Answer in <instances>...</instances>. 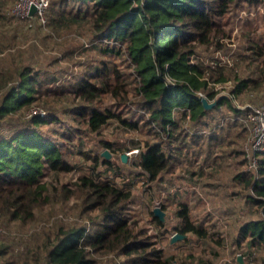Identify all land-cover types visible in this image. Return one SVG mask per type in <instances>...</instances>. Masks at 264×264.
<instances>
[{
    "label": "trees",
    "instance_id": "obj_1",
    "mask_svg": "<svg viewBox=\"0 0 264 264\" xmlns=\"http://www.w3.org/2000/svg\"><path fill=\"white\" fill-rule=\"evenodd\" d=\"M236 1L50 0L45 25L35 22V26H27L17 18V22L34 30L35 43L23 45L19 24L12 22L8 11V15L5 13L6 0H0V221L29 223L35 211L52 200L49 182L44 178L47 171L56 181L59 172L69 173L83 167L72 180V186L62 183L61 198L82 197L80 203L89 223V226H60L51 239L47 233L46 240L38 247L13 243L15 256L12 258H1L11 250L9 245L0 247V264H96L91 251L124 254L125 264L167 262L160 261V250L151 246L148 236L143 237L140 229L129 227L124 211L132 195V181L118 184L110 179L124 177L120 163L101 152H82L75 139L83 129L98 132L114 120L137 127L136 122L101 105L106 94L120 104L129 100L123 82L112 84L108 63L96 59L82 65L83 70L71 75L67 83L56 86L54 82L59 74L66 72V67L58 64L59 59L63 56L71 59L77 39L73 32L78 30L75 25L85 28L83 34L88 45L97 46L102 40L113 42V45L105 44L104 53L116 52L115 43L123 44L136 76L133 86L136 102L148 112L145 125H149L148 130L155 136L152 142L147 140L143 145L133 140L132 144L139 147L135 164L139 174L153 181L162 173L174 170L178 154L188 155L190 146L205 139L216 145L214 141H223L232 133L231 128L243 130L247 138L241 120L247 109L240 103L245 99L242 94L245 92L254 93L255 101H264V61H255L262 56L261 51L252 50L251 58L238 59L229 69L219 63L204 66L190 57L199 45L213 42L217 18ZM67 35L72 36L70 41L64 39ZM45 49L48 52L44 53ZM39 56L45 58L39 59ZM227 80L234 81L230 94L239 103L232 104L226 95L216 106L205 110L199 92L211 101L220 93L209 83ZM121 90L124 95H120ZM33 106L46 110L45 115L27 116ZM219 111L221 116L214 119L213 113ZM63 117L71 125L63 123ZM101 143L108 150H114L111 141ZM73 149H78L76 153L81 160L68 159ZM229 153L240 154L239 162L245 165L243 146L232 148ZM259 159L257 172L235 171V185L239 188L235 194L241 195L247 186L252 192L244 193L249 202L246 216L241 222L236 215L235 221L241 222L238 236H248L249 243L260 244L264 254V148ZM101 165L102 171L98 170ZM227 196L222 195V203L226 201L230 208L234 207ZM150 213L160 227L163 220L153 210ZM176 216L180 221L176 232L205 234V228L191 219L187 202L177 205ZM2 228L4 232L0 236L10 226Z\"/></svg>",
    "mask_w": 264,
    "mask_h": 264
},
{
    "label": "rangeland",
    "instance_id": "obj_2",
    "mask_svg": "<svg viewBox=\"0 0 264 264\" xmlns=\"http://www.w3.org/2000/svg\"><path fill=\"white\" fill-rule=\"evenodd\" d=\"M13 4L14 0H6L5 13L8 11L10 13L9 16L14 20L12 22L19 24V31L23 37L20 39L24 41L23 45L25 43L29 45L35 43L34 30H29L22 22H17L18 17L11 13ZM72 7L75 10V5ZM24 23L28 26L26 20H24ZM76 28L78 30H74L71 27V30H74V35H77L75 50L70 56L71 59L67 58L68 60H66V57L69 56L60 57V63L58 64L66 67V72L59 74V79L54 82V85L63 84V82L67 83L71 75H77L83 70L84 66L82 65H87L96 59H102L108 63L112 84L123 82V90H127L125 95L130 96L129 100L120 104L117 103L116 98L106 94L102 98L101 105L109 107L112 111L119 112L121 117L131 120V122H136L137 127L132 128L127 124L114 120L108 126H103L98 132L83 129L79 135L75 136L74 134V136L78 145L81 146L82 152L86 154H94L96 152H101L102 154L108 148H105L104 145L102 146L101 141L108 140L112 142L114 150H108L111 154L110 158L118 164L120 163L121 175H124V177H113L110 179H113L118 184L132 181V195L124 211L129 227L133 230L140 229L143 237H149L151 246L160 250V261L167 260L165 264H264L262 246L256 242L249 243L248 236L245 238L238 236V227L242 222L243 216H246L245 212L249 205L244 193L251 194L252 192L247 186L246 190L243 188L241 195L235 194L239 188L235 185L234 172L245 169L246 163L244 165V163L239 162L241 159L240 154H230L229 152L232 148L239 149L243 146L244 141L247 140L245 132L239 128H231L229 132L232 133H229L230 135L223 141L218 139L214 141L217 143L216 145L205 139L196 146H190L188 155L178 154L179 157L174 163L172 172L169 170L153 181L147 180L145 175L139 174V167L135 164L139 147L134 146L132 142L137 139L143 145L147 140L152 142L155 136L148 130L149 125H145L148 112L136 102L137 98L133 89L136 83V76L128 57L124 53V46L123 44L115 43L116 52L104 53L103 48L110 41H98V47L92 44L88 45L87 42L89 41L86 39V35L83 34L85 28L82 29L81 26L75 25ZM214 29L212 33L213 42L207 45H199L196 52L190 56L192 60H198L204 66L208 64L213 66L214 63H219L229 69L236 64L238 59L247 61V58H251L252 50L255 49L262 53V56L258 60L255 59V61H264V0L255 3L237 0L229 6L225 14L217 18ZM26 33L30 36L27 37ZM214 34H216V37ZM70 38L72 36H64L67 41H70ZM216 41L218 42L217 46L215 45ZM108 44L113 45V42ZM253 45L254 48L252 47ZM46 52L48 51L45 49L44 53ZM240 54H242V58H240ZM43 57L39 56V59H43ZM116 75L118 79H115ZM233 84V80L214 83L211 81L209 83L220 94L229 96L232 104L236 105V103H239L238 99L233 98L230 94V88L233 87ZM123 90H121L120 95H124ZM242 94L245 99L240 104H264V101L254 100V93L248 94L245 92ZM33 107L38 108L37 106ZM222 108L224 110L225 106ZM41 110L44 111L45 115L46 110ZM220 112L222 111L213 113L215 115L214 119H218L221 116L222 113ZM63 118V123L71 125L66 117ZM244 127L246 128L245 125ZM246 131L248 137L247 128ZM224 132L226 131L224 130ZM76 150L78 152V149H73V151L68 153V159L71 162L81 160ZM130 151L133 152L129 153ZM120 152L128 154L126 162L120 161ZM213 158L215 159L213 160ZM219 161L221 165H219ZM103 167L101 165L98 170L102 171ZM82 169L83 167H77L69 173L59 172L56 181L52 179V173L47 171L44 178L49 182L48 187L49 192L52 194V200L43 203V206L35 211L34 218L29 223L19 224L11 222L10 224H3L0 221V228L3 225L10 226V229L5 230L6 233L0 236V247L9 245L11 248V250L2 255V259L15 256L12 252L13 243L38 247L46 240L47 235L50 234L51 239L54 236L53 232L60 226L64 228L75 224H86L89 226L86 213L80 203L82 197L77 199L72 195L67 200L61 198L63 193L62 183L68 182L72 186V180L82 172ZM212 176L214 177L211 180L218 179L220 181L219 185L209 182L211 181L209 178ZM225 184H230L231 186H224ZM240 185L242 187L241 183ZM72 188L74 189L75 187ZM233 190H235L234 193ZM222 195L223 197L228 195L227 199L234 207L230 208V203L226 201L222 203ZM181 201L187 202L191 219L205 228V234L196 235L192 232H187L185 238L171 242V236L176 232V226L180 224L176 216V209ZM161 205L163 206L162 210L165 212V217L162 225L158 227L150 212L154 207L161 208ZM226 210H229V212L227 213ZM231 210H234V212ZM236 215L239 216L241 222L235 221ZM2 231L4 232V229ZM91 256L96 260V264H125L126 260V255L124 254L116 255L109 252L91 251Z\"/></svg>",
    "mask_w": 264,
    "mask_h": 264
},
{
    "label": "built area",
    "instance_id": "obj_3",
    "mask_svg": "<svg viewBox=\"0 0 264 264\" xmlns=\"http://www.w3.org/2000/svg\"><path fill=\"white\" fill-rule=\"evenodd\" d=\"M50 0H14L11 8V13L21 19L27 21L28 26H33L34 22L45 25L47 22V9ZM35 10L30 13L31 7ZM202 98L204 94L199 92ZM243 108L247 109L242 121L246 126L249 134L247 140L243 144V150L246 157L245 170L256 172L259 167V153L264 148V104L246 103ZM44 116V111L41 108L32 107L27 111V116L33 114ZM137 151V150H136ZM130 151L129 153H132ZM3 229L0 228V232Z\"/></svg>",
    "mask_w": 264,
    "mask_h": 264
},
{
    "label": "water",
    "instance_id": "obj_4",
    "mask_svg": "<svg viewBox=\"0 0 264 264\" xmlns=\"http://www.w3.org/2000/svg\"><path fill=\"white\" fill-rule=\"evenodd\" d=\"M35 10V7L32 6L31 9H30V13H33ZM223 96H226V94H219L216 98H214L213 100H208L206 97H202L201 98V102L203 104V107L205 110H209L211 109L212 107L216 106L217 103L219 102V100L223 97ZM102 155L107 157V158H110V153L108 150H104L102 152ZM127 156L128 154L126 152H123L120 154V157H121V160L123 162H126V159H127ZM153 214L155 216H157L160 220H163L164 221V217H165V212L160 208V207H154L153 208ZM186 234L185 233H179V232H175L172 236H171V239L170 241L171 242H174L176 241L177 239H182V238H185ZM238 259H240L238 257Z\"/></svg>",
    "mask_w": 264,
    "mask_h": 264
},
{
    "label": "crops",
    "instance_id": "obj_5",
    "mask_svg": "<svg viewBox=\"0 0 264 264\" xmlns=\"http://www.w3.org/2000/svg\"><path fill=\"white\" fill-rule=\"evenodd\" d=\"M219 165H221V162L219 161ZM234 166V165H233ZM235 169V168H234ZM234 174H235V172H234ZM214 176H212L211 178H209V180H211L212 178H213ZM209 182H212V183H215L216 185H219V180L218 179H215V180H211V181H209ZM218 189V188H217Z\"/></svg>",
    "mask_w": 264,
    "mask_h": 264
}]
</instances>
